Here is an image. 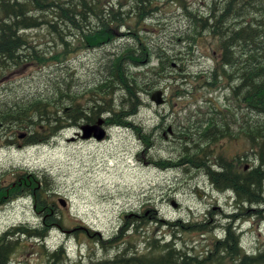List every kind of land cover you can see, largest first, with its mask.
Segmentation results:
<instances>
[{"label": "rangeland", "instance_id": "1", "mask_svg": "<svg viewBox=\"0 0 264 264\" xmlns=\"http://www.w3.org/2000/svg\"><path fill=\"white\" fill-rule=\"evenodd\" d=\"M153 1L158 7L151 21L140 24L144 27L142 33L148 35V43L154 50L163 53L162 49H165L170 54L178 52L184 58L183 64L174 66L173 70L172 66L167 67L162 72L151 93H143L145 103L129 118L134 127H112L107 138L101 141L77 138L75 129L67 127L46 142L21 146L0 143V179L8 169L47 173L48 197L56 201L66 225H75L74 229L67 231L50 229L47 245L55 247L64 244L71 261L80 257L86 260L106 259L126 242H133L134 249L144 251L143 236L156 233H159L160 239L173 240L178 246L196 251L207 250L215 235L221 237L223 234L222 225L230 214H238L232 225H235L240 243L247 253L264 247V205L255 207L245 204L247 211L243 212L235 204L233 191L226 187L217 189L202 171L196 172L195 168L181 161L182 147L191 135L190 130L220 127L219 121L220 125L224 121V124L236 129L243 114L251 116L249 109L238 108L229 89L197 87L200 78H196V74L213 67L216 58L214 39L205 35L194 46L183 45L178 37L188 29L189 21L180 3L174 0ZM184 1L186 7L199 13H206L209 6V0ZM113 33L111 42L96 51L83 50L70 55L65 63L40 65L28 62L12 67L0 77V94L50 92L51 80L61 71H66L70 73L68 79L76 85L72 88L77 89L79 94L83 92L77 103L85 105L111 89L108 91L115 105L120 106L124 91L117 85L108 87L110 72L103 64L132 40L125 29ZM28 35L38 42H47L50 45L47 49L54 48L52 36L44 28L32 29ZM42 47L46 46L39 45V48ZM143 60L140 66L129 64V71L156 69L159 63L157 54ZM158 89L165 100L163 105H155L150 99V95ZM183 89L187 93H180ZM212 105L218 111L216 122L211 121L207 114ZM232 113L238 116L230 118ZM19 135L22 137L23 132ZM145 135L146 139L149 135L148 146L143 143ZM0 141H3L2 138ZM213 154L222 155L223 162L229 158L233 162L239 156L240 168L245 170L256 164L250 144L244 139L225 137L214 145ZM148 161L164 163H155L154 166ZM4 179L8 181L10 177L4 175ZM32 198L33 194H23L0 206V232L20 222L39 225L40 214L34 210ZM142 219L146 220L142 233L125 234L116 245L101 244L102 240L113 237L129 222H140ZM154 219L170 223L164 226ZM178 221L193 224L206 221V226L211 228L208 232H179L176 230ZM83 228L91 233L87 234ZM8 264L46 263L33 250H18Z\"/></svg>", "mask_w": 264, "mask_h": 264}, {"label": "trees", "instance_id": "2", "mask_svg": "<svg viewBox=\"0 0 264 264\" xmlns=\"http://www.w3.org/2000/svg\"><path fill=\"white\" fill-rule=\"evenodd\" d=\"M174 1L180 3L189 21L188 29L178 37L180 43L191 47L202 36L214 39L216 58L213 67L196 74V78H200L197 87L229 89L238 108L251 111V116H241L236 129L224 124V121L221 125V121H217L220 127L190 130L191 135L182 147L181 161L195 168L196 172L202 171L217 189L226 187L233 191L235 204L243 212L247 211L245 204L263 206L264 0H209L206 13L186 7L184 0ZM157 7L153 0H0V77L12 67L28 62L40 65L65 63L76 49L82 51L100 47L114 39L115 30L125 29L132 40L131 44L109 58L106 66L110 72L108 87L117 85L124 91L120 97L124 114L117 115L121 120L128 114H134L145 103L143 93H151L154 82L158 81L167 67L172 66L173 70L174 66L183 64L184 57L178 55L180 53L170 54L165 49L160 53L154 50L148 43V35L142 33L144 27L140 24L151 21ZM40 28L52 36V50L47 49L50 46L47 42L41 43L29 37L28 31ZM41 44L46 47L39 48ZM152 54L158 56L156 69L129 71V64L140 66L144 57L151 58ZM68 76L70 73L66 71L56 75L51 80L52 89L47 93L0 94L2 143L9 144L12 138L22 132L26 134L23 141L25 145L46 142L58 132L71 127L81 113L75 104L80 98H76ZM181 76L187 77L186 74ZM108 90L93 100L92 120L101 111L96 102L107 105L110 112H113L110 104L114 101ZM185 90L180 93H187ZM215 107L212 105L207 111V114L212 113L208 115L214 122L218 116ZM236 116L233 113L229 115L230 118ZM125 120L121 122L125 123ZM146 136L142 138L148 146L149 135L147 139ZM225 137L249 142L256 164L245 170L240 168L239 156L233 162L232 158L223 162L222 155L215 156L214 145ZM4 175L9 176L10 180L6 181ZM48 183L44 171L8 169L1 175L0 206L20 195L33 194V208L39 212L40 222L34 226L20 222L0 232V264H8L18 250H33L42 256L46 264H264V247L250 254L242 247L236 227L232 225L238 214L226 217L222 225L223 234L221 237L216 234L207 250L196 251L178 246L173 240L160 239L159 233H156L143 236L144 251L134 249L133 242H126L106 259L86 260L80 257L71 261L64 244L55 247L47 245L50 229L67 231L75 226L66 225L56 201L48 197ZM154 220L162 222L164 226L170 223L163 219ZM145 222L144 219L140 222L133 220L113 237L102 240L101 244L116 245L125 234L142 233ZM206 224V221L194 224L178 221L176 230L208 232L211 227ZM84 229L87 234L91 233L89 229Z\"/></svg>", "mask_w": 264, "mask_h": 264}, {"label": "flooded vegetation", "instance_id": "3", "mask_svg": "<svg viewBox=\"0 0 264 264\" xmlns=\"http://www.w3.org/2000/svg\"><path fill=\"white\" fill-rule=\"evenodd\" d=\"M102 46V45H101ZM99 47H96V48H86L84 50H91V51H96ZM83 51V50H82ZM77 52H80L78 49L75 50L74 54L77 53ZM111 52V51H109ZM107 52V53H109ZM109 55V54H108ZM103 58V57H102ZM101 58V59H102ZM101 62V61H100ZM100 65V63H99ZM103 65H105V67L107 66V62H105ZM106 69V68H105ZM76 87V85L74 84L73 85V88ZM96 90V89H95ZM75 91V96L76 98H82L83 96V92H81L80 94L78 93L77 89H74ZM77 102L79 101H75V104L76 106L80 109V113L81 115H79L78 117H76L74 120V122L72 123L71 127L75 129V136H77V138H80V139H83L82 137V130H81V127L84 126V125H93V124H96L98 122H100V128L104 129L105 133H104V138H107L108 136V130L112 127H126V128H130V127H134V124L132 123V121L129 119L130 117H132L134 114L131 113V114H128L125 116L126 120L124 117L121 118V120L119 119V117L117 115L121 114L123 112L124 109L121 110V105H115L114 102H112L110 105L113 109V112H110L109 110V107L107 105H103V103H100V102H96L95 104H98L101 111L99 112V114H97L93 120H92V111H91V108L94 106L93 105V100L91 101H88L87 104L85 105H82V104H77ZM165 102H162L161 104L159 105H163ZM155 104V103H154ZM156 105V104H155ZM111 109V108H110ZM138 110V109H137ZM249 115L251 114V111H249ZM124 114V113H122ZM210 114V112L208 113ZM212 114V113H211ZM210 114V115H211ZM235 115V113H233ZM234 118V117H233ZM101 119V120H99ZM125 120V123H122L121 121ZM26 134L24 133L23 137H15V138H12L10 143L8 144V146L12 145L13 144H16L17 146H21L23 145V141H24V138H25ZM73 137V138H76V137ZM142 137V136H141ZM103 138V139H104ZM96 140V138L93 136V134L88 137L87 139H83L85 141H92V140ZM102 139V140H103ZM101 141V140H100ZM0 143L2 144V141H0ZM25 145V144H24ZM251 149V148H250ZM148 163H151L153 164L154 166L156 162H153L152 161H148ZM157 164V163H156ZM207 178V177H206ZM208 181H210L208 178H207ZM211 183V182H210ZM212 184V183H211ZM213 186V185H212Z\"/></svg>", "mask_w": 264, "mask_h": 264}, {"label": "water", "instance_id": "4", "mask_svg": "<svg viewBox=\"0 0 264 264\" xmlns=\"http://www.w3.org/2000/svg\"><path fill=\"white\" fill-rule=\"evenodd\" d=\"M150 99L156 103L160 104L164 101V98L162 97V91L161 90H156L150 95ZM83 129V130H82ZM82 130V137L83 138H88L92 135L91 131L93 130L94 132V137L98 140L102 139L104 137V130L100 128V122L93 124V125H84L81 127ZM19 137H21L19 135ZM23 137V135H22ZM61 203H63L62 200H60ZM64 205V203L62 204Z\"/></svg>", "mask_w": 264, "mask_h": 264}, {"label": "bare ground", "instance_id": "5", "mask_svg": "<svg viewBox=\"0 0 264 264\" xmlns=\"http://www.w3.org/2000/svg\"><path fill=\"white\" fill-rule=\"evenodd\" d=\"M15 123V122H14ZM9 126V125H8ZM83 130V129H82ZM91 133L94 135V132H93V130L91 131ZM188 149V148H187ZM261 150V149H260ZM190 152V151H189ZM195 153V152H194ZM153 163V162H152ZM232 165V164H231ZM152 167V166H151ZM229 167H231V166H229ZM206 174V173H205ZM233 174V173H232ZM143 216V215H142ZM235 218V217H234ZM137 220V219H136ZM231 221V220H230ZM181 229V228H180ZM180 231V230H179ZM221 231V230H220ZM182 232V231H181ZM219 237V236H218ZM171 241V240H170Z\"/></svg>", "mask_w": 264, "mask_h": 264}]
</instances>
